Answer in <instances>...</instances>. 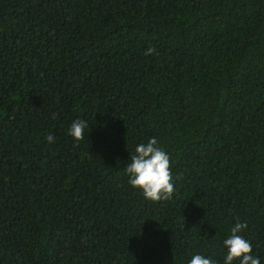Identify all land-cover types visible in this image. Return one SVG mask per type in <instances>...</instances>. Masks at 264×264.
Returning a JSON list of instances; mask_svg holds the SVG:
<instances>
[{"label": "trees", "instance_id": "obj_1", "mask_svg": "<svg viewBox=\"0 0 264 264\" xmlns=\"http://www.w3.org/2000/svg\"><path fill=\"white\" fill-rule=\"evenodd\" d=\"M237 222L264 264V0H0V264H224Z\"/></svg>", "mask_w": 264, "mask_h": 264}, {"label": "clouds", "instance_id": "obj_2", "mask_svg": "<svg viewBox=\"0 0 264 264\" xmlns=\"http://www.w3.org/2000/svg\"><path fill=\"white\" fill-rule=\"evenodd\" d=\"M155 48H148L145 55L155 54ZM56 118V114H53ZM88 127L85 120L77 119L69 128V135L78 143L84 140V131ZM48 143H53L55 137L49 134L45 137ZM129 176V184L143 192L146 199L152 202L171 200L175 191V183L171 171L170 156L158 145L156 137H152L147 143L136 146L134 154L131 153L130 163L125 168ZM248 227L246 222H237L231 228V235L223 241L227 254L224 264H261L258 257L252 255V244L242 235L243 229ZM190 264H217L210 257L194 255Z\"/></svg>", "mask_w": 264, "mask_h": 264}]
</instances>
